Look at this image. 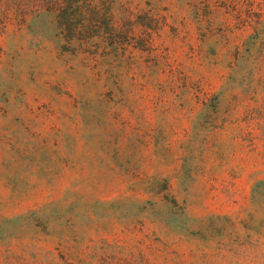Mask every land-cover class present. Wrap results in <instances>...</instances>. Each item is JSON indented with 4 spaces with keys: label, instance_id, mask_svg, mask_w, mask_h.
<instances>
[{
    "label": "rangeland",
    "instance_id": "1",
    "mask_svg": "<svg viewBox=\"0 0 264 264\" xmlns=\"http://www.w3.org/2000/svg\"><path fill=\"white\" fill-rule=\"evenodd\" d=\"M193 16L116 0L133 45L81 67L45 15L0 33V264H264V0Z\"/></svg>",
    "mask_w": 264,
    "mask_h": 264
},
{
    "label": "trees",
    "instance_id": "2",
    "mask_svg": "<svg viewBox=\"0 0 264 264\" xmlns=\"http://www.w3.org/2000/svg\"><path fill=\"white\" fill-rule=\"evenodd\" d=\"M177 1L194 14L198 29H204L205 25L209 31L219 28L229 33L234 29L241 33L251 29L240 15L253 0ZM115 10L116 0H0V33L9 26L24 27L33 18L45 15L55 24L59 48L78 58L75 66L81 67L89 54L97 57L100 47L106 49L107 56L116 57L121 50L133 45V37L127 34L129 30L114 24ZM254 35L258 37L257 32ZM148 36L149 33H144L143 45L148 43Z\"/></svg>",
    "mask_w": 264,
    "mask_h": 264
}]
</instances>
